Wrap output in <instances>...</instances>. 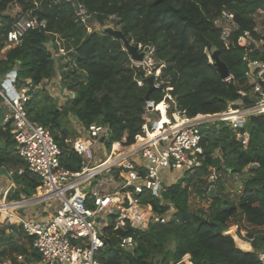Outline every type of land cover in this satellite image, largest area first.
<instances>
[{
    "label": "trees",
    "instance_id": "trees-1",
    "mask_svg": "<svg viewBox=\"0 0 264 264\" xmlns=\"http://www.w3.org/2000/svg\"><path fill=\"white\" fill-rule=\"evenodd\" d=\"M76 3L101 25L116 15L129 40L154 48L158 63L165 64L160 76L156 80L154 77L157 87L150 88V77H144V71L135 67L121 39L112 33L88 31V26L76 20ZM13 5L20 7L15 14L10 13ZM261 8L264 0H0V75L16 69L19 79H30L35 84L55 77L59 71L54 57L57 45L47 44L52 35H57L62 46L73 50L76 67L85 72L84 80L66 101L71 118L85 129L95 122L109 125L111 135L104 144L105 151L114 142L131 145L136 137L141 143L143 139L138 135L145 125L144 115L155 112V106L162 102H171L170 112H183L189 122L211 117L203 114L253 104L251 95L240 93L253 87L243 60L244 49L232 44L245 30L256 34ZM224 10L234 15L237 29H226ZM19 14L36 16L46 26L27 30L20 44L3 50L6 33ZM213 50L227 65L228 78L222 77L215 58L209 60ZM42 96L41 89L31 90V99L26 103L30 119L51 129L62 151V165L79 169L81 157L68 143L71 132L62 123L65 113L50 96L45 95L44 100ZM238 113L230 110L221 117L231 119ZM201 132L200 164L182 178L166 179L164 192L145 193L155 210L165 213L174 207V216L166 224L151 223L141 231L134 251L108 245L99 253L102 264H264L258 257L264 251V115H251L238 129L228 121L203 124ZM245 132L249 134L247 144L237 136ZM1 166L24 168L15 177L18 189L9 195L10 199L35 194L41 179L21 157L9 122L0 123ZM213 168L221 172L216 182L208 181ZM226 175L242 179L243 190L234 199L218 192L219 187H225ZM184 182L188 186L194 182L201 199L210 197L212 184L218 196L208 209H193ZM237 216L249 226L248 230L241 225L252 238L249 250L224 234ZM17 229L16 224L0 222V261L20 264L17 254H25L29 261L40 259L29 238H15L12 230ZM131 233L128 225L116 231L120 235ZM109 242L114 241L110 238ZM186 255H190L188 261L184 260Z\"/></svg>",
    "mask_w": 264,
    "mask_h": 264
},
{
    "label": "built area",
    "instance_id": "built-area-1",
    "mask_svg": "<svg viewBox=\"0 0 264 264\" xmlns=\"http://www.w3.org/2000/svg\"><path fill=\"white\" fill-rule=\"evenodd\" d=\"M79 8L76 20L86 25L90 14L84 7L79 6ZM223 14L225 24L228 26L226 29L239 27L230 11L224 10ZM262 19H264V8L258 11L254 30L256 34L245 30L237 42L232 44L234 47L237 45L243 47V60L248 65L247 76L253 85L251 90L240 92L242 95L252 96V105L227 110L239 112L235 119L221 117L227 111L203 114L211 117L194 120L187 125L168 130L176 126L177 121L168 126L159 123L161 127H158L150 125V117L145 114V125L142 134L138 135L143 140L138 143L136 137L133 143L138 147H133L134 145L131 144L129 153L119 157L116 152L114 153L112 146L111 152L104 158L96 156L95 148L99 146V152L102 151L101 148L111 135V128L107 124L95 122L86 127L84 136L71 137L67 140L71 148L81 157L80 167L76 170L62 165L60 159L62 151L51 129L29 117L26 103L31 99V90L41 89L45 81L35 84L30 79H19L16 69L0 75L1 123L12 124L21 157L28 169L41 179V184L36 188L34 195L40 201L48 199L60 201L57 210L45 219L33 215L18 217L16 222L18 229L12 230V233L18 239L21 236L29 238L32 250L38 252L40 259L29 261L25 254H17V262L102 264L99 253L108 245L134 251L138 246L141 231L153 221L166 224L177 212L176 209L170 207L165 213L158 212L150 202L146 201L145 193L164 192L167 185V171L169 174L181 172V177H184L183 173L200 164L199 155L203 153L201 126L228 121L233 128L238 129L251 115H264V28L259 23L263 21ZM40 26L45 27L46 24L44 21L39 22L36 16L19 14L6 33L3 50L20 44L27 30ZM52 37L54 41L50 44L57 45L54 57L67 54L68 50L62 46L60 38L57 35ZM208 56L210 58V54ZM210 61L213 62L212 59ZM149 133L152 134L151 138ZM237 136L247 144L249 136L247 132L243 135L238 133ZM110 155L114 161L103 166L104 160ZM222 166L225 167L223 163ZM8 172L10 175H19L24 172V168H10ZM105 172L109 173L108 177L103 176ZM220 176L221 172L213 168L208 181H217ZM97 177L102 179L89 189V183L95 181ZM117 205H120L119 210L116 209ZM5 211L4 224H11L15 215ZM127 225L133 233L116 234L119 228ZM224 234L233 237L242 249L246 248L242 247L240 242H252L248 230L238 222L229 226ZM113 235L117 236V241L109 242ZM258 257L264 262V251L260 252ZM9 263L11 264V261Z\"/></svg>",
    "mask_w": 264,
    "mask_h": 264
},
{
    "label": "crops",
    "instance_id": "crops-1",
    "mask_svg": "<svg viewBox=\"0 0 264 264\" xmlns=\"http://www.w3.org/2000/svg\"><path fill=\"white\" fill-rule=\"evenodd\" d=\"M52 40L54 41L53 37L51 38V41ZM68 50L70 51L71 49H68ZM55 52H56V49L54 50V53ZM56 60H57V66H58L59 71L57 72L55 77H53L50 80H46L44 82V85L41 88V91L44 95L50 96L52 100H55L56 102L58 101V103H59V100H56L57 97L60 96L59 97V99H60L64 96H66V98L68 99V97H70L71 95H74V93H75L74 89H72V88H69V89L63 88V85L65 83L62 81L64 75H61L60 69L62 68L64 71V70H68L69 68H71V70H72L73 65H75V64L72 60L70 61V57L66 54L65 55L59 54V56L57 57ZM68 72H69V70H68ZM70 75H72V72L70 73ZM73 80H74V76L70 77V81H73ZM66 86H67V83H66ZM59 104H62V106H66V101L59 103ZM59 109H60V107H59ZM165 111H167V112H165ZM165 111L163 112V116L165 117V119L167 118L166 119L167 121H164V122H162V116H160L161 110H157L155 112H149L148 115L150 117V125L161 127L158 125L160 123L161 125L168 126L171 123H173L174 121H177V116L174 117V115H175L174 112H169L170 110L168 109V107H165ZM237 115H235L231 119H235L237 117ZM172 117H173V119H172ZM170 118H171V120H169ZM224 118H226V117H224ZM71 119H72L71 125L74 126V130H75V133L71 134V137H73V138L77 137L78 138L80 136H84L85 135V128H80V124L75 119H73V118H71ZM227 119H230V118H227ZM1 122H2V113H0V123ZM77 129H79L80 132H78ZM116 143L119 144V147H117L115 149ZM113 144H114V145H112L113 151H114V153L116 152L119 157H124L126 154L129 153L130 149L132 148V145L127 146V145H123L120 142H114ZM133 147H135V146H133ZM111 149L108 150V152H107L104 150V148H101L102 151L99 152V146H97L95 148L96 156L97 157H99V156L103 157L105 152L107 155L108 153L111 152ZM219 154H220V152H218L217 155H219ZM108 164H110V163H108L107 161L104 160L103 166L108 165ZM18 167H21V166H18ZM18 167H14V166H1L0 167V204H2L3 207L7 208V212L15 215V218L13 219V222H11V224H16V222L18 221V217L25 216V215H33L37 218L45 219L47 217V214L49 215L50 213L57 210V208L60 206V201L57 200L54 205L51 204L48 206H43V203L45 201H51V200H56V199H48V200H41L40 201L38 198L36 199L35 195H33V197L35 196L34 198L33 197H25L24 195H22L20 198H16V199H10L9 198V195L14 193L18 189V186H17L16 180H15V177L17 174L10 175L8 172V169L18 168ZM183 174L185 175V173H183ZM166 175H167L166 179L168 181H173V180L175 181V179H178L182 176V173L181 172H175V173L169 174L167 171ZM226 176H228L232 179L231 176H229V175H226ZM240 180H241V178H240ZM214 182H216V181H214ZM212 186H214L216 188V196L211 197V201L213 198H216L218 196L217 187L213 184H212ZM236 187L242 188V190H243L242 181H240V182L238 181L236 184ZM221 189L222 188L219 187L218 192L219 191L221 192ZM22 210H23V212H22ZM5 214L6 213L0 212V222L3 225H5L4 224L5 221L3 219V216H1V215H5ZM236 221L237 220H235V223H237V222L240 223V221H237V222ZM245 243H247V246H248L246 249L252 248V245L250 242H245ZM189 259H190V255H188V256L186 255L184 258V260H186V261H188ZM31 260H33V259H31ZM9 261L10 260H6L4 262L0 261V264H9Z\"/></svg>",
    "mask_w": 264,
    "mask_h": 264
},
{
    "label": "rangeland",
    "instance_id": "rangeland-1",
    "mask_svg": "<svg viewBox=\"0 0 264 264\" xmlns=\"http://www.w3.org/2000/svg\"><path fill=\"white\" fill-rule=\"evenodd\" d=\"M20 7L19 6H16V5H13L12 7H11V11H10V13L11 14H15L16 13V11H18V9H19ZM79 10H80V8L78 9V12H77V15H78V13H79ZM91 17V15L89 16V18L87 19V24H86V26H88V31H93V30H97V31H100V32H107V33H112L114 36H118L120 33H121V31H122V26L120 25V24H118L117 23V21H116V18H117V16L116 15H112V16H110L109 17V19L105 22V24L104 25H101V24H99L97 21H95V20H93V19H91L90 18ZM263 21H259V23L261 24V25H263V28H264V19H262ZM85 25V24H84ZM263 30V29H262ZM116 35H115V34ZM53 39H54V37H53ZM121 39V38H120ZM128 39V38H127ZM129 40V39H128ZM53 41V40H52ZM52 41L50 40L49 41V43L47 44L48 45V47H50L51 46V44L50 43H52ZM130 41H132V40H130ZM133 42V41H132ZM68 50V49H67ZM140 51H144L145 52V55H144V58H143V60H140V61H138V60H132V63L135 65V67H137L139 70L140 69H142L143 71H144V77H151V76H153V77H155V80L160 76V74H161V72H162V68L163 67H165V64H159L158 63V59H156L155 58V56H154V48L152 47V46H148V45H145V46H143L142 44H140ZM74 52H73V50H68L67 51V54L66 55H68L69 57H70V61L72 60L73 61V59H75L74 58ZM210 58H209V60L210 59H212L213 60V58H214V50H213V52L212 51H210ZM60 55H62V54H60ZM130 55V54H129ZM54 56H55V53H54ZM131 57V56H130ZM132 59V58H131ZM75 64V63H74ZM67 68V67H66ZM77 67H76V65H73V68H72V70H71V68H67L68 70H69V72H68V70H64L63 71V69L61 68L60 70V72L62 73V75H64L63 76V82H65L64 83V86H63V88H72V89H74V91L75 90H77V85H78V83L79 82H82L83 80H84V77H85V72H83L82 70H80V69H76ZM75 69V70H74ZM72 72V75H70V73ZM68 73V74H67ZM72 76H74V80L73 81H70V77H72ZM143 78V77H142ZM141 78V79H142ZM0 81H1V79H0ZM66 83H67V86H66ZM140 84H142V81L140 80V82H139ZM155 84V87L156 86H158V84L157 83H154ZM0 86H1V82H0ZM72 86V87H71ZM43 97H45V95L44 96H42V99L44 100V98ZM60 97V96H59ZM59 97H57V99L56 100H59V103H62V102H64V101H67V98H66V96H64V97H62V98H60L59 99ZM51 102L52 103H55V104H59L58 103V101L56 102L55 100H51ZM163 104H164V107H168V109H170V105H171V102H167V101H165V102H163ZM58 107H60V109H61V111L62 112H64L65 113V115L66 116H64L62 119V123H63V125L64 126H67V127H69V131L71 132V134H74L75 133V130H74V126H72L71 125V114H70V112L67 110V108H66V106H62V104H59L58 105ZM157 110H159L158 108H157V105L155 106V111H157ZM164 111H165V109H164ZM165 112H167V111H165ZM170 112V111H169ZM175 115H174V117L175 116H182V115H184V113L183 112H180V111H178V112H175L174 113ZM160 116H162L163 117V112L161 111V115ZM185 116V115H184ZM167 119V118H166ZM172 119H173V117H172ZM169 120H171V118L169 119ZM80 124V123H79ZM80 128H84L81 124H80ZM77 131L78 132H80V130L79 129H77ZM81 137V136H80ZM73 138V137H72ZM77 138V137H76ZM107 151V150H106ZM108 152V151H107ZM105 155H106V152H105V154L103 155V157L101 156V158H104L105 157ZM105 161H107L108 163H111V162H113L114 160H113V158H112V156H109L108 158H106L105 159ZM103 176H109V173H107V172H105L104 174H103ZM182 178V177H181ZM100 179H102L101 177H97L96 179H95V181H92V182H90L89 183V186H88V188L90 189V187L95 183V182H97L98 180H100ZM224 182V185H225V187L224 188H222L221 189V192L219 191V193H220V195L221 196H225V197H229V198H231V199H234V198H236L239 194H241V191H242V188H237L236 187V184H237V182L239 181H242V179L240 180V177L238 176V177H236V178H230V177H228V176H225V178H224V180H223ZM183 185L185 186V187H188V191H189V201H190V205H191V207L193 208V209H200V208H204L205 210L206 209H208L209 208V206L211 205V203H212V201H211V197H208V196H206L205 198H203V199H201L199 196H198V194H197V192H196V189H197V185H195V183L194 182H192L191 184H189V186H188V184L186 183V182H184L183 183ZM227 188V189H226ZM228 190V191H227ZM33 197V196H32ZM35 197V196H34ZM33 197V198H34ZM58 199H56V200H51V201H45L44 203H43V206H48V205H51V204H55L56 203V201H57ZM59 201V200H58ZM90 205H92V203H91V201H90ZM20 212V211H19ZM22 212H23V210H22ZM51 214V213H50ZM50 214L48 215L47 214V216H50ZM1 216H3V219H4V221H6V215L4 216V215H1ZM239 216H237V218H235V220H237V221H240V225H242V226H244L245 228H247V227H249L248 225H246V223H245V221H243V218H241V220H239L240 218H238ZM103 224L101 223L100 224V226H102ZM248 229V228H247ZM249 230V229H248ZM25 238H27L26 236H24ZM112 238V241H117V236H112L111 237ZM188 256V255H187ZM10 264V263H9Z\"/></svg>",
    "mask_w": 264,
    "mask_h": 264
},
{
    "label": "water",
    "instance_id": "water-1",
    "mask_svg": "<svg viewBox=\"0 0 264 264\" xmlns=\"http://www.w3.org/2000/svg\"><path fill=\"white\" fill-rule=\"evenodd\" d=\"M76 5H77V8L79 9L78 3H76ZM117 37L119 39L121 38V40L124 44V48L130 54L132 60H135V61L136 60H138V61L143 60L145 52L140 51V44H135L134 42L128 40L126 35L123 33V31H121V33ZM214 58H215V62L217 64V66L221 72L222 77L228 78L229 77V69H228L227 65L220 59V57L216 51H214ZM154 87H155L154 77L151 76L150 77V88H154ZM147 98H149L148 95H147ZM152 108H153V106H150V110ZM164 185H165V183H163V186ZM208 194L210 197H215L216 196V188L214 186H212L210 188ZM153 223H154V221H153Z\"/></svg>",
    "mask_w": 264,
    "mask_h": 264
},
{
    "label": "bare ground",
    "instance_id": "bare-ground-1",
    "mask_svg": "<svg viewBox=\"0 0 264 264\" xmlns=\"http://www.w3.org/2000/svg\"><path fill=\"white\" fill-rule=\"evenodd\" d=\"M158 109L161 110L162 112H164L165 107H164L163 102L160 103V104L158 105ZM164 121H167V120H166L165 117L163 116V117H162V122H164ZM189 123H191V122H189V118H188L187 116H184V115H182V116H177V125H176V126H173V127H171V128H169L168 130H171V129L176 128V127H180V126H182V125H187V124H189ZM5 210H7V208L3 207V205L0 204V212H1V213H6ZM5 215H6V214H5ZM5 215H4V216H5ZM240 243H241V246H242V247H244V248H247V247H248V246H247V243H244V242H240Z\"/></svg>",
    "mask_w": 264,
    "mask_h": 264
}]
</instances>
